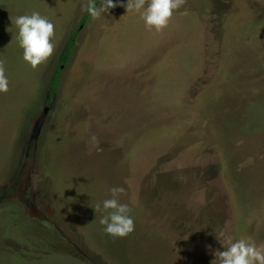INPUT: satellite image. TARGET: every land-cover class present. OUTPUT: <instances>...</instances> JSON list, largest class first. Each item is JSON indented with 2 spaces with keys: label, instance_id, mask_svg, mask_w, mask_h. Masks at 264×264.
Here are the masks:
<instances>
[{
  "label": "rangeland",
  "instance_id": "1",
  "mask_svg": "<svg viewBox=\"0 0 264 264\" xmlns=\"http://www.w3.org/2000/svg\"><path fill=\"white\" fill-rule=\"evenodd\" d=\"M85 2L0 0V264H212L228 240L264 245V0H185L161 31L121 6L85 23ZM33 12L55 25L35 69L12 24ZM113 187L125 237L100 224Z\"/></svg>",
  "mask_w": 264,
  "mask_h": 264
},
{
  "label": "clouds",
  "instance_id": "2",
  "mask_svg": "<svg viewBox=\"0 0 264 264\" xmlns=\"http://www.w3.org/2000/svg\"><path fill=\"white\" fill-rule=\"evenodd\" d=\"M185 0H123L114 3L113 0H102L98 7L95 0H86L81 10L87 12L93 20L103 18L109 14V10L117 6L125 7L126 12H141L145 26L151 30L161 31L168 26L174 10H179ZM183 14H187L185 11ZM12 24L18 29L17 39L20 48L23 49V60L33 69L47 61L54 52L55 45L52 43L55 25L47 17L39 12L30 15H20L12 20ZM9 90V80L5 75L3 62L0 61V93ZM95 139V137H93ZM110 199L102 203L103 210L107 212L100 219L104 226V232L113 237H125L135 230V223L130 215L131 209L127 204L120 203L119 196L125 192L123 187L111 188ZM96 205L95 211L100 210ZM224 247V246H223ZM212 264H264V245L257 244L250 238H241L232 242L228 240L227 247L223 251L215 252Z\"/></svg>",
  "mask_w": 264,
  "mask_h": 264
},
{
  "label": "trees",
  "instance_id": "3",
  "mask_svg": "<svg viewBox=\"0 0 264 264\" xmlns=\"http://www.w3.org/2000/svg\"><path fill=\"white\" fill-rule=\"evenodd\" d=\"M101 1L102 0H95L96 5L98 6ZM90 17L91 16L89 14H87L84 17L83 22L86 23ZM76 41H77V33H74L71 36V38L67 41V43L65 44V46L61 52V55H60V63L61 64H60L59 69L57 70L54 78L52 79V81L50 83V89H49V94L47 96L46 103H49V102H51L52 99H54V96H55L57 89H58L60 82H61V75H62L63 67L69 63V61L72 57V54L74 52L75 46H76ZM37 129H39V127L36 128L35 130H37Z\"/></svg>",
  "mask_w": 264,
  "mask_h": 264
}]
</instances>
